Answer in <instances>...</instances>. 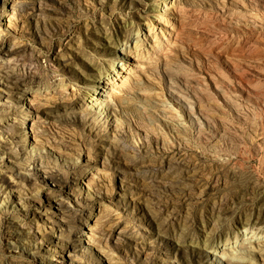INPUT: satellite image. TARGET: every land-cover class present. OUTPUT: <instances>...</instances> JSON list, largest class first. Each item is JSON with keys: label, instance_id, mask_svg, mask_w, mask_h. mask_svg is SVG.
<instances>
[{"label": "rangeland", "instance_id": "obj_1", "mask_svg": "<svg viewBox=\"0 0 264 264\" xmlns=\"http://www.w3.org/2000/svg\"><path fill=\"white\" fill-rule=\"evenodd\" d=\"M199 80L211 127L168 96ZM260 237L264 0H0V264H264L233 248Z\"/></svg>", "mask_w": 264, "mask_h": 264}, {"label": "bare ground", "instance_id": "obj_2", "mask_svg": "<svg viewBox=\"0 0 264 264\" xmlns=\"http://www.w3.org/2000/svg\"><path fill=\"white\" fill-rule=\"evenodd\" d=\"M255 1V0H254ZM248 5V4H247ZM245 6V5H244ZM247 7V6H246ZM244 9L246 10L245 12L246 13H242L241 15H244V19H243V22L248 25V22H250L249 20H251V18H254L255 14H253V17H252V14H250V11L244 7ZM256 12V11H254ZM257 16V15H256ZM242 17V16H241ZM239 18H240V14H239ZM259 18V17H258ZM257 19V18H255ZM260 19V18H259ZM258 20V19H257ZM255 21V20H253ZM251 21V22H253ZM260 21V20H259ZM240 23V21H239ZM250 24V23H249ZM172 34V33H171ZM171 37V36H170ZM12 52V51H11ZM237 66V65H236ZM235 66V64L232 65L233 67V74H235V78L232 82L228 83L229 86L231 87V89H233L234 91L233 92H236L235 89H241L243 91L246 92L247 94V98H253V92L251 93V87L250 85H248V82L246 83V81H244L242 78H244V76H242V78L239 77V75L235 72V70L237 69L238 71L240 70V68H237ZM239 67V66H238ZM237 71V72H238ZM242 71V70H241ZM241 73V72H239ZM8 74V73H7ZM116 75V74H115ZM117 76L119 78L120 74L117 73ZM204 78V77H203ZM118 79L114 78L113 76H110L108 74L106 75H102L100 80L97 81L98 85L99 86H95L92 90L94 95L93 97L91 96V100H92V104L95 105V107L97 109H99L100 111H104L106 110V103H108V101H106L105 98H110L112 97V93H113V88H112V83H115L117 82ZM204 86L205 84L203 83L202 80H199L197 81L193 86H192V93H193V97H195V102L190 99L189 97H187L186 95L172 89L174 87V85H171L169 87V94L168 96L170 97V99L172 101H174L178 106H180L181 109H190L189 111V117L191 116L193 119H197V116L201 117L209 126H210V123L212 125H214L215 123L213 121L214 118L212 117L211 113L209 112L210 110L206 107V106H203L200 101H199V98L201 97V95H204V92L206 90H204ZM228 86V85H227ZM227 86H223L222 84L218 83L216 85V90H217V94L219 96L222 97L223 101L228 105L230 106L234 112H236L237 116L238 117H241V114L237 113L236 111V108L238 106H236L235 108V105L236 103L233 102L234 99H232V97L230 96V93L231 91L227 88ZM101 89L102 92H98V90ZM191 90V89H190ZM230 91V92H229ZM207 92V91H206ZM114 94V93H113ZM234 94V93H233ZM237 94V93H236ZM206 95V94H205ZM96 96V97H95ZM98 96V97H97ZM95 97V98H94ZM213 99V98H212ZM216 99V98H215ZM156 100V99H155ZM237 101V100H236ZM247 101V100H246ZM219 101H214L207 98V103H208V106H211V105H214L215 103L217 104ZM154 104L153 106V110L151 109L152 112H155L157 114V112L162 115L164 117V124L165 126L168 128V129H171L173 130L174 132L176 131H179L180 128H181V123H179L178 121L175 120V116L172 115V112L171 111H168V107L167 105L165 104H162V103H157V101H153L152 102ZM204 103V102H203ZM235 103V104H234ZM238 105V104H237ZM240 106V105H239ZM240 108V107H238ZM146 110V109H145ZM148 111V110H147ZM146 112V111H145ZM174 114V113H173ZM158 115V114H157ZM226 117H219V121L224 125V120H225ZM245 118V117H244ZM228 119V118H227ZM226 119V122L229 120ZM247 120V119H245ZM225 122V123H226ZM231 124V123H230ZM227 125V124H226ZM225 125V126H226ZM228 126V125H227ZM232 126V125H231ZM211 127V126H210ZM177 136L179 137V134H177ZM180 138V137H179ZM48 174H50V179L56 181L59 177L58 175L56 174V172H52V171H48ZM6 206V205H5ZM4 209V207H3ZM14 221V219H12ZM17 234H19L18 232H16ZM253 238V237H252ZM246 239V238H245ZM241 241L239 242L238 245L235 246V244L233 245V248L235 250L237 249H241V248H246V249H251L253 252H257L259 253V255L263 252H259V251H263V250H260L261 248L264 247V238H258V239H250V240H246L245 241ZM10 244L12 246L15 247L16 244L10 242ZM253 244H255V246H252ZM255 248H258V251H255L254 249ZM225 250H230L228 247H225V246H221L219 247V250L216 251V256H220L221 258H223L225 261L227 260H233V258H229L225 253L224 251ZM232 251L233 253L237 252V251ZM262 255V254H261ZM239 259H236V260H233V261H238Z\"/></svg>", "mask_w": 264, "mask_h": 264}]
</instances>
